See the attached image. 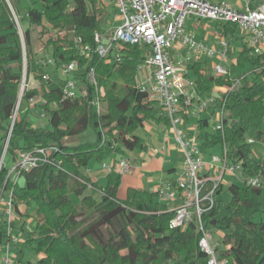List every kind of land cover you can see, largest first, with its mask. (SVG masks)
<instances>
[{
	"label": "trees",
	"instance_id": "obj_1",
	"mask_svg": "<svg viewBox=\"0 0 264 264\" xmlns=\"http://www.w3.org/2000/svg\"><path fill=\"white\" fill-rule=\"evenodd\" d=\"M10 1L16 9L15 2ZM41 1L42 10L31 7L27 11L30 24L36 27L47 22L73 32L72 39L53 43L51 56L57 66L61 62H77L74 78L83 94L67 99L63 96V79L45 78L44 66L33 55L31 29L23 30L28 80L38 82L40 90L25 87L22 101L29 103L41 91L44 103L38 107L49 118V126L32 127L29 120L19 119L18 115L12 125L23 81V47L11 8L6 0H0V145L4 146L9 136L7 152L14 158L19 149L40 147L60 163V168L42 163L39 169L26 174L24 186L14 187L13 202L18 215L23 216L24 205L35 204L37 226L26 232L24 242L41 254L37 264H208L209 255L199 245L202 234L197 223L191 222L184 229L172 228L174 211L158 199V191L129 188L126 197L120 198L121 174L109 173L108 184L102 187L91 182L84 171L92 159L103 163L113 155L124 156L129 150H147L146 140L138 133L145 123L169 124L162 106L157 101H147L148 95L141 92L138 66L144 63V49L117 41L115 50L121 55L120 61L101 57L95 51V34L107 35L104 26L109 4L102 0ZM215 31L230 42V37L242 40L231 70L248 64L249 72L239 78L233 89L218 92L207 115L197 120L202 149L221 143L230 163L241 164L243 177H259L263 186L245 181L227 187L219 184L213 206L206 208L204 204L206 210L201 218L206 228L223 232L216 248L221 261L264 264V219L254 220L257 213L264 212V165L252 156L253 143L249 142V137L254 143L264 140V54L252 53L235 24L215 22ZM75 37L90 46L88 56L81 53ZM91 69L98 88L103 90L99 95L100 112L91 103L96 95L89 79ZM191 70L196 91L204 98L215 87H232L236 81L230 75L209 74L204 62H195ZM220 109L225 114L223 129L210 133L207 127L211 116ZM89 127L95 131L96 141L64 144L67 137L79 135ZM7 173L3 164L0 187ZM212 186L208 182L203 193ZM92 188L99 192V198L86 193ZM73 194L78 201L72 199ZM14 228L19 230L15 223ZM5 230V224L0 222L2 244L6 243ZM22 243L16 254L22 251ZM16 260L20 261L17 256Z\"/></svg>",
	"mask_w": 264,
	"mask_h": 264
},
{
	"label": "built area",
	"instance_id": "obj_2",
	"mask_svg": "<svg viewBox=\"0 0 264 264\" xmlns=\"http://www.w3.org/2000/svg\"><path fill=\"white\" fill-rule=\"evenodd\" d=\"M112 1L122 22L119 26L112 27V30L105 29L110 31L106 36L95 34L98 44L95 51L101 57L120 61L121 55L115 50V42L139 45L144 49V63L138 66L141 92L148 95L147 101H157L162 106L174 134V142L183 155V173L174 182H169L157 190L158 199L175 204L172 209L174 216L170 221L172 228L184 229L191 222L197 223L202 234L199 245L209 255L208 264H226L218 257L215 231L204 226L201 216L206 208L213 206L214 193L219 184H224V175L242 173V166L230 163L226 148L222 157L212 155L211 161L207 163L202 154L197 120L214 104L218 92L233 89L239 84V78H235L232 87H215L208 97L199 96L191 66L195 62H202L203 55H207L213 59L211 74L232 76L229 66L232 60L231 43L224 36L218 35L216 43L210 47L205 40L196 39L188 30V23L207 20L235 24L238 27V35L243 37L252 53L264 54V0L256 3L254 0H244L242 6L229 0ZM14 15L20 26L18 16L15 13ZM74 41L80 44L81 53L88 56L90 46L82 44L81 37H75ZM179 50H183L181 56L177 54ZM45 66L57 68L62 73L65 98L74 99L83 94L74 78L78 67L76 61L61 62L57 66L56 60L48 55ZM45 78L50 79V74L46 73ZM89 79L96 92L91 103L100 112L99 95L103 94V90L97 86L93 69L89 72ZM41 103H44L42 97L39 100L32 98L29 102L32 106ZM39 112L41 116L46 117L44 111ZM17 115L16 109L13 120ZM224 116L222 109L211 116L215 130L223 129ZM192 118L194 121H191ZM249 142L254 143V140L249 138ZM16 156L14 167L8 169L4 185L0 187V222L6 226V243H0V264H17V246L24 239L19 230L14 228L18 216L13 202L14 187L20 184L23 175L39 169L42 163L60 168V163L55 162L40 147L19 149ZM3 164L4 162L0 163V169ZM103 167L109 171L116 170L121 175L132 171L131 161L123 156L115 165L103 163ZM244 181L248 185L263 186L259 177H250ZM208 182H212L213 186L203 193ZM10 184L13 187H7ZM204 204L207 205L206 208L202 207Z\"/></svg>",
	"mask_w": 264,
	"mask_h": 264
},
{
	"label": "rangeland",
	"instance_id": "obj_3",
	"mask_svg": "<svg viewBox=\"0 0 264 264\" xmlns=\"http://www.w3.org/2000/svg\"><path fill=\"white\" fill-rule=\"evenodd\" d=\"M16 4V9L13 7L12 3L10 0H8V5L11 8L12 15L15 19V15H18V19L21 20L20 26L17 24V30L21 38L22 42V47H23V61H22V72H23V81L19 89V97L23 95L22 92V86L26 88H33V87H38L39 88V83L33 80H28V55H27V42L25 39L24 31L28 28L31 29V40H32V48H33V55L34 58L44 66V70L46 73L50 74L53 78L57 79H63L64 77L62 76V73L57 69V68H51L45 66V60L48 55H51V47L53 46L54 42H61L63 40H69L72 39L73 37V32H69L66 29H61L59 27H53L51 24L44 22L41 26H31L30 21L27 17V11L31 7H35L38 9H43V3L41 0H12ZM233 1H239L240 3H243L244 0H233ZM7 2V1H6ZM101 2H104L106 4H109L108 7V15H107V23L105 29L106 30H112L111 28H115L121 24V19L120 16L118 15V10L114 6V3L112 0H102ZM89 7V11L92 12L91 9V4L90 2L86 3ZM99 4V3H98ZM19 20V22H20ZM21 27V28H20ZM189 31H191L194 35H196V39L201 40V36H204V40L206 44H208L210 47H213L214 44H212V39H211V34L213 31L211 28L206 27L205 29H200L198 26L196 27L195 25L189 26ZM110 31L106 32L108 34ZM240 36V35H239ZM226 38V37H225ZM231 38V45H230V54L232 57V60L239 54L241 50V45H242V40L239 39H234L233 37ZM228 39V38H226ZM106 42V39L104 40ZM183 50L178 51V55L181 56ZM203 60L207 63L206 66L209 74L212 73V63L213 59L208 57L207 55H203ZM233 63H231L232 65ZM230 65V66H231ZM233 71V70H232ZM147 72V71H146ZM145 72V73H146ZM249 72V65L246 64L245 67L240 68L237 71H233L232 75L234 78H241L244 74ZM248 76L250 74H247ZM40 90V88L38 89ZM41 91H39V95L35 98L36 100H39L41 97ZM145 92H143V95ZM55 107V105H53ZM17 112L19 119H27L30 122V125L32 127H48L49 126V118L44 117L40 115V110L37 105H30L26 101H22L19 99L18 104H17ZM149 123V122H147ZM145 125V124H144ZM146 127H141L139 129V132L142 134H146ZM207 131L210 133L214 132V125L213 122L211 121L210 126L207 127ZM97 135L95 131L93 130L92 127H89L85 132L75 135V136H70L67 137L63 142L66 145H78L81 143H86V142H94L96 141ZM250 138V137H249ZM202 144V142H201ZM136 150H129L126 152V155H135ZM204 159L207 162H210L212 159V155H217L219 157L223 156V146L221 143L216 144L213 148L203 150L202 152ZM251 154L256 160L261 162L264 165V140H256L255 143L251 145ZM118 154H116L117 156ZM3 158V162L5 166L10 170L14 167V163L16 161L17 156L14 158L13 154L7 150L4 153V146L0 145V160ZM96 160V159H95ZM97 161V160H96ZM99 163V162H98ZM97 163V164H98ZM90 164V163H89ZM99 167L101 168L100 164H98ZM89 166V165H88ZM106 169V168H105ZM127 174V173H125ZM122 174V177L123 175ZM26 176L23 175L20 178V186H24L26 183ZM244 177L241 172H237L236 174H229L226 173L224 175V186L227 187L231 183H237V184H243ZM138 184V183H137ZM125 191V187L123 188L122 191H119V195H122L123 192ZM86 193H92L94 194L95 197H100L99 192L92 189H88ZM72 199L75 201H78V198L76 195H71ZM124 197V196H120ZM126 197V196H125ZM229 196H227L228 198ZM264 219V212H259L255 215L254 220L255 221H260ZM15 224L19 228V232L21 236L24 238L23 243H22V251L20 250L15 254L17 258L20 261H17V264H37L38 260L41 257V254L36 252L28 243H25V234L26 232H32L36 229L37 226V221L35 218V204L32 203L30 206L24 205L23 206V216L18 215L17 218L15 219ZM21 225H23V228H21ZM223 237V232L221 230H215V239L216 241H221Z\"/></svg>",
	"mask_w": 264,
	"mask_h": 264
},
{
	"label": "crops",
	"instance_id": "obj_4",
	"mask_svg": "<svg viewBox=\"0 0 264 264\" xmlns=\"http://www.w3.org/2000/svg\"><path fill=\"white\" fill-rule=\"evenodd\" d=\"M239 6L244 4L239 1L229 0ZM261 0H254V3ZM195 25L200 29H205L206 27L211 28L213 31L211 34L212 44L216 43L218 34L215 32V22L207 20H197L190 21L189 26ZM189 30V29H188ZM191 32V31H190ZM195 37H197L195 35ZM203 39L204 36L202 35ZM201 39V40H202ZM204 40V39H203ZM204 62L205 69L208 71L206 62ZM235 62L234 59L230 60L231 63ZM231 69V66H230ZM231 72H233L231 70ZM233 76V75H232ZM207 114L204 113L203 116ZM191 121H194L192 118ZM143 127H146V134L138 133L146 140L147 150H136L135 155H124L132 163V171L121 175V183L118 189V196H124L120 198H125L129 188L145 189L149 191H157L159 188L164 186L169 182H174L184 171V160L181 151L174 142V134L170 129V125L159 124L155 122L145 123ZM122 157V155H113L106 159L103 163L115 165L116 162ZM92 159L89 166L84 170L85 173L91 178V182H97L102 187L108 184V174H119L116 170L109 171L103 167V163ZM100 164L101 168L98 164ZM208 163V162H207ZM138 183V184H137ZM125 187V191L122 195H119V191H122ZM167 203L169 209H173L174 203L162 201ZM217 246L220 245L221 241H216Z\"/></svg>",
	"mask_w": 264,
	"mask_h": 264
},
{
	"label": "water",
	"instance_id": "obj_5",
	"mask_svg": "<svg viewBox=\"0 0 264 264\" xmlns=\"http://www.w3.org/2000/svg\"><path fill=\"white\" fill-rule=\"evenodd\" d=\"M7 1V3H8V0H6ZM9 4V3H8ZM10 6V5H9ZM23 90H24V86H22V92H23ZM21 97H22V95L19 97V99H21ZM13 122H14V120L12 121V125H13ZM10 135V134H9ZM8 140H9V136H8V138L6 139V142H5V144H4V153H5V151L7 150V145H8ZM1 162H3V158L0 160V163Z\"/></svg>",
	"mask_w": 264,
	"mask_h": 264
}]
</instances>
